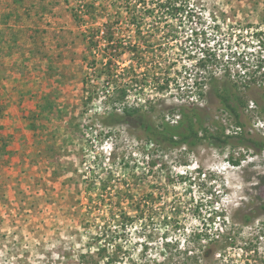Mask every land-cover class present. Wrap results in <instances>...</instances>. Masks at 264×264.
<instances>
[{"label":"rangeland","instance_id":"rangeland-1","mask_svg":"<svg viewBox=\"0 0 264 264\" xmlns=\"http://www.w3.org/2000/svg\"><path fill=\"white\" fill-rule=\"evenodd\" d=\"M0 40L40 60L15 80L40 104L14 129L37 132L20 168L0 90V264H264V149L167 147L103 121L195 104L225 130L214 77L245 101L242 132L264 136V0H0Z\"/></svg>","mask_w":264,"mask_h":264},{"label":"trees","instance_id":"trees-1","mask_svg":"<svg viewBox=\"0 0 264 264\" xmlns=\"http://www.w3.org/2000/svg\"><path fill=\"white\" fill-rule=\"evenodd\" d=\"M212 84L214 94L220 99L225 111L231 115V118L235 119L240 127L245 128L241 120V108L245 105L243 98L235 91H232L230 87L221 86L214 77L211 81V85ZM261 90H263V88ZM125 95L126 92L123 91L121 96L124 97ZM177 112L180 118L176 119V122H174V119L169 121L164 118L160 123L155 124L146 117L147 114H145L141 108L123 105L122 109L110 112L103 118V121L107 126L115 124L136 126L147 134L150 141L166 145L167 147H178L184 144L193 145L204 140L209 141L213 145H222L236 138L253 149H264V136L261 135L260 132L248 131L246 134L244 132L236 135L226 134L222 126H217L216 130L211 131L204 126L200 115L201 109L195 104L191 106H182ZM200 133L202 134L200 135ZM130 219L132 218H129V220ZM124 226H126V224ZM110 260L112 259L110 258Z\"/></svg>","mask_w":264,"mask_h":264},{"label":"crops","instance_id":"crops-1","mask_svg":"<svg viewBox=\"0 0 264 264\" xmlns=\"http://www.w3.org/2000/svg\"><path fill=\"white\" fill-rule=\"evenodd\" d=\"M16 39V38H14ZM17 41L19 39H16ZM16 41V42H17ZM4 42L0 40V44ZM30 45V44H28ZM32 49L29 48V52ZM12 51V50H11ZM8 51L4 54L0 53V75L5 76L6 78L1 79L0 82L2 81L1 84L2 86H5L6 88L2 87L0 85V90L2 91H6V98H9L10 100V104L7 106V110L5 112L4 115V121L1 122L2 124H13V127L11 130H9V134L7 133L5 136L9 137L10 139V143L7 146V149L5 150L6 152H4V156L6 157V162L8 164H11V162H13L16 158L17 160V166L19 165V168L22 167L23 165H26L28 163V158L30 156V152L32 150L35 149L36 144H33L34 140L30 141L28 140L29 136L32 135H36L35 133H37L35 130L32 129V122H29L31 120H29V124H27L28 129H24V130H14L17 129L22 123V118L25 119L24 115H28V117L33 114V111H36V108L38 106H40L38 100L36 99V97H34V95L36 94V92H38L39 87L37 85L31 86V79L30 76H28L29 74H32L31 72H33L31 69V65L36 62L37 60L40 62V60L38 59V57L36 56H30L27 60L25 56L24 58L21 56V54L17 53V52H11ZM7 54V55H6ZM44 58V57H43ZM41 59V58H40ZM4 64V65H3ZM5 64L7 66H5ZM9 66V67H8ZM27 67L28 70H30L29 74H25L26 76H28V83H25L24 81H22L20 83V81L18 80V84L17 82H15V80L17 79L16 75L20 74V72L17 73V70H19L20 68H24ZM11 69H13L14 71H11ZM9 73H13V79H7V76H9ZM11 78V77H8ZM19 79V78H18ZM18 85V86H17ZM22 90H19L21 88ZM27 93H30L29 96H32V98L29 101H26V99H29L28 95H26ZM4 94V95H5ZM1 96V95H0ZM48 96V95H47ZM2 97V96H1ZM17 97L20 98H24V101H20V107L18 108V106H15V102ZM38 97V96H37ZM26 98V99H25ZM12 99V100H11ZM39 99V97H38ZM2 102V100H0ZM13 101V102H12ZM47 101L50 102L49 98L45 97L44 98V102L47 103ZM6 102H8V99L6 100ZM29 102V104H27ZM51 104V103H50ZM32 109V110H31ZM18 125V126H17ZM17 127V128H16ZM9 135V136H8ZM35 137V136H34ZM24 156L21 160L20 157ZM7 194H4L2 196V198H7Z\"/></svg>","mask_w":264,"mask_h":264},{"label":"built area","instance_id":"built-area-1","mask_svg":"<svg viewBox=\"0 0 264 264\" xmlns=\"http://www.w3.org/2000/svg\"><path fill=\"white\" fill-rule=\"evenodd\" d=\"M254 103H255L254 100L250 102L252 107L256 105ZM178 116L179 117L177 119L180 118V115ZM175 120L174 122H176ZM221 121L224 123V127L227 134L236 135V134H240L243 131V128L240 127L239 124H237V122L233 118H229L226 114H223V116L221 117ZM251 132H255V131L251 130Z\"/></svg>","mask_w":264,"mask_h":264}]
</instances>
